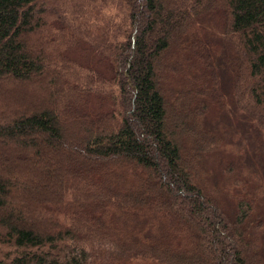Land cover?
<instances>
[{
    "label": "trees",
    "instance_id": "1",
    "mask_svg": "<svg viewBox=\"0 0 264 264\" xmlns=\"http://www.w3.org/2000/svg\"><path fill=\"white\" fill-rule=\"evenodd\" d=\"M186 1L0 0V107H9L7 83L49 89L44 103L0 112V247L10 251L0 248V264L262 263L256 200L246 195L228 213L200 161L218 141L202 127L211 85L201 78L216 80L218 66L220 90L230 83L235 113L255 126L264 170V0ZM215 12L218 57L192 32ZM72 48L105 67L78 61ZM180 58L197 70L188 66L190 86L169 90ZM183 91L190 124L180 142L167 107ZM60 115L75 117L83 139ZM18 161L32 169L19 174ZM220 161L237 183L240 162Z\"/></svg>",
    "mask_w": 264,
    "mask_h": 264
},
{
    "label": "rangeland",
    "instance_id": "2",
    "mask_svg": "<svg viewBox=\"0 0 264 264\" xmlns=\"http://www.w3.org/2000/svg\"><path fill=\"white\" fill-rule=\"evenodd\" d=\"M173 3V6L178 7L182 6L181 3L183 0H170ZM217 5L222 4V0H215ZM185 2H187L185 0ZM187 5L185 4V7ZM180 9V7H178ZM219 9V8H218ZM199 17V16H197ZM196 17V18H197ZM201 20V19H200ZM221 28H222V15L220 12H215L212 14H209L202 18L201 21L198 20L197 24L194 27V30L192 31L194 34V39L201 40L205 39L210 44H212L217 49V57L221 52L220 48V40H221ZM79 49V48H78ZM76 48H72L71 54L78 60L83 63H94L96 66L101 67V70L105 67V61L100 60V58L96 57L92 52L86 49L80 48L79 50ZM185 54H190L189 51ZM177 55V52L172 49L170 59L179 58V55ZM95 56V57H94ZM95 59V60H94ZM88 60V61H87ZM181 66L178 64L176 66L178 68V71H174L173 69V76H170L167 81L166 79V86L167 88H178L179 86L185 87L190 86V84L187 82V78L190 77V74L194 72V68H189V65H194L197 70V64H195V60H188L187 58H180ZM91 61V62H89ZM97 61V62H96ZM104 66V67H103ZM217 66V65H216ZM164 70V66L163 69ZM204 71H207L206 69H201ZM166 72V71H165ZM161 73V72H160ZM170 73H172L170 71ZM213 75L215 76L216 80H211L210 77L207 76L210 75V73H205V77H202L201 80L204 82L209 83L208 85H211L210 92L209 90H206V95L209 96L207 98H211V106L209 107V110L205 113L203 119V125L202 127L205 129H212V131L216 134L218 141L215 144V141L213 140L214 144L211 145V143L208 146V152L205 157L200 161V166L202 168L201 171V179L204 180V184L208 185L207 187H210L217 198L220 200L222 206L226 209L228 213H232L235 208V203H238V201H247L245 200V196L248 195L249 198H254L257 202L255 206V217H259V215H263V224L257 223L256 225L261 224L260 228H257V231L259 233L258 238V244L259 247H261L262 252V263L264 264V170L261 167L262 166V159L260 154L256 150V144L253 139L254 136V124H252L250 121L244 122L242 121V114L241 111L238 112V114L235 113L232 102H231V91H230V83L226 81V89L225 91L222 89L224 88L223 83L224 81L221 80V76L219 73H221L219 67L214 68ZM207 74V75H206ZM171 75V74H170ZM228 75V74H227ZM229 77V76H228ZM220 80L222 82V89L220 90ZM35 80H31L29 83H23L21 86H12L9 83L5 84L4 87L8 88L9 95L11 98L9 100V107H0V112L3 110L4 113L7 111L17 110L22 105L25 106H31V105H38V103L45 102V97L48 94L47 92L49 89H43V91L38 87L35 89H29L30 85L34 83ZM212 81V83H210ZM191 82V81H190ZM161 84L164 83L163 80L160 82ZM218 83V84H217ZM217 84V88H215ZM185 85V86H182ZM219 85V86H218ZM214 88V89H213ZM229 88V90H228ZM170 90V89H169ZM221 93H218L220 92ZM178 91L172 92L171 95L177 93ZM184 91L180 94H178L177 98L171 96V101H169V106L167 107L168 112V123L171 126V129L176 131V134L178 138L180 139V142H182L181 137L185 136V128L183 129L182 125L189 126V121L185 120V108L183 109L182 106H185L183 101L185 98L182 99V96L184 95ZM223 93V100L220 98V94ZM63 94V91L62 93ZM67 94V93H66ZM175 99V101L173 100ZM180 100V101H179ZM107 101V100H106ZM105 101V102H106ZM89 103L91 106L94 105V107H98L97 98L92 97L89 99ZM172 103L176 104L175 107H173ZM62 104L61 98H59L58 103H56V106ZM11 105V106H10ZM10 108V109H7ZM57 113L59 115L60 111L57 108ZM181 113V114H180ZM241 116V117H240ZM62 123L69 124L70 126L68 128V134L70 137H73V140H81L83 139V133L80 132V127H82L81 124H78V122L75 123L74 119L75 117H61ZM67 119V120H66ZM183 121L184 124L181 123ZM67 126V125H65ZM175 127V128H174ZM179 127V128H178ZM255 127V126H254ZM178 128V129H177ZM216 130V131H215ZM214 134V135H215ZM194 137H192L193 140ZM15 155H19L18 152H14ZM21 154V153H20ZM23 156V153L21 154ZM12 158H15L14 155ZM227 160L228 159H237L240 162V170H237L238 174V180L237 183H234L232 179H230L228 176H224L221 172L220 167V160L222 159ZM14 166L16 169V166H18L17 170L19 169V174L23 173V170L26 171L28 169H32L30 166L31 164L26 162H14ZM65 166V164H64ZM24 167V168H23ZM62 175V173H61ZM224 176V177H223ZM231 176V174H230ZM63 177H68V175H64ZM33 187V186H32ZM232 188V189H231ZM234 195V197H233ZM31 201L33 200L34 203L37 204L39 200V195L35 197H31ZM38 200V201H36ZM260 218V217H259ZM260 221V220H259ZM254 229V228H253ZM256 230V229H255ZM3 250L4 253H10L9 249L7 247H0ZM135 264H143V263H135ZM147 264V263H146Z\"/></svg>",
    "mask_w": 264,
    "mask_h": 264
},
{
    "label": "bare ground",
    "instance_id": "3",
    "mask_svg": "<svg viewBox=\"0 0 264 264\" xmlns=\"http://www.w3.org/2000/svg\"><path fill=\"white\" fill-rule=\"evenodd\" d=\"M172 47H173V45H172ZM175 48V47H174ZM174 50V49H173ZM232 189V188H231ZM233 197H234V195H233Z\"/></svg>",
    "mask_w": 264,
    "mask_h": 264
}]
</instances>
